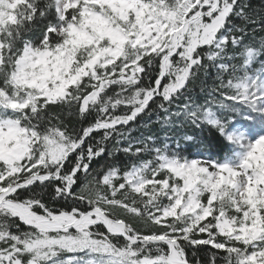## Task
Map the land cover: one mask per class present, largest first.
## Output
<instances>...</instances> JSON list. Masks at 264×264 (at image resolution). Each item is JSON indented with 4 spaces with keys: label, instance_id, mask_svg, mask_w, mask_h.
<instances>
[{
    "label": "snow or ice",
    "instance_id": "6c2138e0",
    "mask_svg": "<svg viewBox=\"0 0 264 264\" xmlns=\"http://www.w3.org/2000/svg\"><path fill=\"white\" fill-rule=\"evenodd\" d=\"M0 264H264V0H0Z\"/></svg>",
    "mask_w": 264,
    "mask_h": 264
},
{
    "label": "trees",
    "instance_id": "16d2710c",
    "mask_svg": "<svg viewBox=\"0 0 264 264\" xmlns=\"http://www.w3.org/2000/svg\"><path fill=\"white\" fill-rule=\"evenodd\" d=\"M224 157H223V154L219 157V159H223Z\"/></svg>",
    "mask_w": 264,
    "mask_h": 264
}]
</instances>
